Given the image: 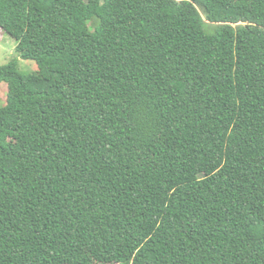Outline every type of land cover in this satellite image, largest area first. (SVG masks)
Instances as JSON below:
<instances>
[{"label": "trees", "instance_id": "16d2710c", "mask_svg": "<svg viewBox=\"0 0 264 264\" xmlns=\"http://www.w3.org/2000/svg\"><path fill=\"white\" fill-rule=\"evenodd\" d=\"M0 29L39 66L0 67V264H264V0H0Z\"/></svg>", "mask_w": 264, "mask_h": 264}, {"label": "rangeland", "instance_id": "374dc122", "mask_svg": "<svg viewBox=\"0 0 264 264\" xmlns=\"http://www.w3.org/2000/svg\"><path fill=\"white\" fill-rule=\"evenodd\" d=\"M13 59H18L19 71L23 74L30 75L38 72L39 66L33 60L22 59L16 51V42L8 34L0 29V67L8 64ZM8 85L7 83L0 84V106H3L7 102ZM10 146H15L19 149L18 145H15L12 140L8 141ZM104 264V263H103Z\"/></svg>", "mask_w": 264, "mask_h": 264}]
</instances>
